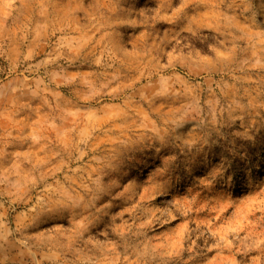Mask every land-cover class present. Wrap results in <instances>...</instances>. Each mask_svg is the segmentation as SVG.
Wrapping results in <instances>:
<instances>
[{"label": "rangeland", "instance_id": "obj_1", "mask_svg": "<svg viewBox=\"0 0 264 264\" xmlns=\"http://www.w3.org/2000/svg\"><path fill=\"white\" fill-rule=\"evenodd\" d=\"M0 264H264V0H0Z\"/></svg>", "mask_w": 264, "mask_h": 264}]
</instances>
